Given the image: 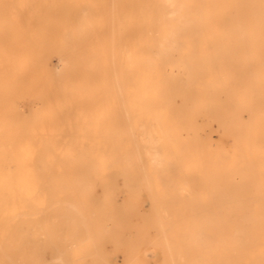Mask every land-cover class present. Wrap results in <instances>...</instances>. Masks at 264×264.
<instances>
[{
    "label": "rangeland",
    "instance_id": "rangeland-1",
    "mask_svg": "<svg viewBox=\"0 0 264 264\" xmlns=\"http://www.w3.org/2000/svg\"><path fill=\"white\" fill-rule=\"evenodd\" d=\"M17 1L20 0H0V5L5 8L0 10V113L13 107L18 112L9 119L16 126L22 124L31 128L29 138L33 151L24 165L15 167L11 162L9 166L13 172L24 173L26 180L31 177L27 181H33L35 186L28 184L29 188L37 189L36 194L45 204L32 207L31 220L20 225L24 229L22 249L0 252V264H129L134 248L147 258L144 264H160L161 256L163 260L166 253L161 255L160 250L155 249V239L165 238L171 246L182 244L185 247L190 226L188 194L201 191L212 197L208 204L207 200L196 202L194 219L220 220L216 208L217 203L219 206L217 173L206 174L202 169L200 172L198 166L193 167L194 171L183 170L180 162L174 159L175 142L165 139H159L163 160L149 164L145 168L147 171L131 169L126 159L123 160V171L115 167L99 168V162L94 158L95 147L102 146L100 150L105 157L106 143L124 137L121 0H45V12L34 7L42 3L40 0H27L34 9L23 10L14 7ZM67 8H73L75 12L67 16ZM86 8H90L87 14ZM25 32L29 34L27 39ZM24 38L27 45H20ZM17 39V45L13 44ZM36 39L44 44H36ZM18 46L22 48L17 49ZM67 53L74 54L66 56ZM64 57L69 64L64 63ZM47 81L53 82L54 87ZM56 99L59 101L55 102L57 108L53 107ZM60 102L64 104L60 106ZM47 104L51 105L48 113ZM212 126L215 134V123ZM140 128L144 135L151 130L157 135L169 130L181 139L186 137L169 108L162 119L152 116L150 123ZM189 132L193 140L200 137V144L193 148V154L199 159H212L208 164L215 166L217 143L207 139L205 131L194 121L190 123ZM40 142L46 151L42 153L43 157L36 152ZM197 167L199 171L195 170ZM202 177L214 179L215 185L203 183ZM75 179L80 180L77 181L79 184ZM156 188L164 196L162 199L157 198ZM149 206L153 210L148 211ZM220 208L224 212L225 208ZM242 210L247 212L252 208ZM223 214L229 224L239 226L247 233L264 228V218L256 219L248 213L239 216L232 208L225 209ZM158 220L169 221L165 223V233L156 226ZM213 233L217 235L216 231ZM251 241L260 242L258 238ZM165 258L171 264L175 263L172 254L167 253Z\"/></svg>",
    "mask_w": 264,
    "mask_h": 264
},
{
    "label": "bare ground",
    "instance_id": "bare-ground-1",
    "mask_svg": "<svg viewBox=\"0 0 264 264\" xmlns=\"http://www.w3.org/2000/svg\"><path fill=\"white\" fill-rule=\"evenodd\" d=\"M40 1L42 3L34 7L45 12V0ZM121 3L124 42L121 68L124 137L120 141L106 143L108 151L105 157L100 150L102 146L95 147L94 158L99 162L97 166L115 167L123 171L125 164L123 160L126 159L131 169L142 172L155 160H163L159 139L175 142L177 149L174 159L180 162L183 170L194 171L193 167L198 166L206 174L217 173L219 206L217 203L216 208L219 209L220 220L214 222L211 221L212 218L209 221L203 217L194 219L196 202L207 200L208 204L209 200L212 201V197L201 191L188 194L190 226L185 247L182 244L171 246L165 238L155 239L153 242L155 249L157 247L160 254L166 253L163 260L161 256L160 264L168 262L165 258L167 253L172 254L176 259L174 264H264V228L247 233L243 228L229 224L223 214L225 209L232 208L239 216L248 213L256 219L264 218V0H121ZM14 7L22 10L34 9L27 4V0L17 1ZM90 8H86V14ZM0 10L5 8L0 5ZM67 10V16L75 12L73 8ZM111 18L113 19L112 15ZM24 34L27 39L29 34L26 32ZM113 36L112 34L111 37ZM25 38L22 40L25 41ZM23 41L20 45H27V42L25 41V44ZM17 42L18 39L13 41V44L17 45ZM35 43L44 44L40 39H36ZM18 48L22 47L18 46ZM17 49L16 51L20 52ZM10 51L12 52V49ZM67 54L65 55L69 56L70 53ZM111 59L114 60L112 56ZM64 60L65 63V57ZM182 74L185 75L184 78ZM50 84L52 86L53 82ZM51 89L53 92L54 89ZM47 98L50 100V97ZM58 99L61 101L60 98ZM58 99L54 103L59 102ZM62 103L57 104L61 106ZM48 107L47 113L51 110V105ZM53 107H56V103ZM166 108L175 115L176 125L186 136L184 139L169 130L161 135H157L154 130L145 135L144 132L142 133L140 127L150 123L152 116L162 119ZM17 112L11 107L0 113V252L2 254L22 249L24 229L20 225L31 220L33 206L41 207L45 204L36 194L38 190L31 189L35 186L33 181L31 182L34 185L27 181L31 180V177L26 180L23 178L24 173L10 170L11 162L15 167H20L33 151V144L29 138L30 126H21L22 124L16 126L9 119ZM191 121H194L200 130L205 131L207 139L217 143L215 166L208 164L212 159L207 157L199 159L193 154V148L200 144V137L197 136L193 140L189 136ZM213 123L216 125L215 134L212 129ZM36 152L41 155L46 153L42 142L38 144ZM35 156L38 160V156ZM86 165L92 167V164ZM198 167L195 170L199 171ZM76 179L75 182H80ZM202 182L215 185L214 179L206 177H202ZM28 184L33 186L29 188ZM156 195L159 199L164 197L158 188ZM51 203L53 206L54 202ZM151 207L149 206L148 211L153 210ZM220 207L225 208L224 212H221ZM242 208H252V210L246 212ZM160 209L159 211H162ZM166 222L169 223L168 220ZM166 222L163 220L156 222V226L163 233L166 232ZM215 231L217 235H214ZM255 238L260 242L251 241ZM134 249L137 251L134 252ZM134 249L131 251L132 259L128 263L144 264L147 258L138 248ZM107 260L109 261L108 258Z\"/></svg>",
    "mask_w": 264,
    "mask_h": 264
}]
</instances>
